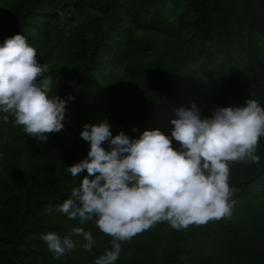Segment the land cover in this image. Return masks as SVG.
Listing matches in <instances>:
<instances>
[{"label": "trees", "instance_id": "16d2710c", "mask_svg": "<svg viewBox=\"0 0 264 264\" xmlns=\"http://www.w3.org/2000/svg\"><path fill=\"white\" fill-rule=\"evenodd\" d=\"M17 33L48 66L49 95L73 99L46 143L0 111V264H95L112 250L95 217L58 210L87 175L66 170L87 158L85 124L171 136L179 108L211 118L248 98L264 107V0H0V43ZM256 155L229 165L230 217L179 230L157 223L120 241L114 264H264V136ZM78 227L92 233L91 251ZM49 232L75 248L57 257L42 239Z\"/></svg>", "mask_w": 264, "mask_h": 264}, {"label": "clouds", "instance_id": "9594fccd", "mask_svg": "<svg viewBox=\"0 0 264 264\" xmlns=\"http://www.w3.org/2000/svg\"><path fill=\"white\" fill-rule=\"evenodd\" d=\"M48 71L23 34L0 43V111L10 113L16 125L44 143L49 134L64 130L66 105L73 99L49 95L53 78L41 79ZM3 119L8 122V115ZM171 124V136L146 129L138 139L124 131L114 136L106 119L84 125L81 137L90 142L87 158L66 170L73 177L85 170L87 175L58 210L70 219L95 217L99 231L113 238L112 250L95 264H114L120 241L131 240L157 223L168 222L179 230L231 216L230 197L235 190L229 184V165L259 162L256 151L264 136V107L248 98L243 106L221 107L211 118H202L193 105L177 109ZM73 233L83 237L85 250H92L95 241L90 231L78 227ZM42 239L57 257L75 248L71 238L61 239L54 232Z\"/></svg>", "mask_w": 264, "mask_h": 264}]
</instances>
